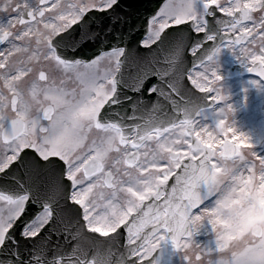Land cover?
I'll list each match as a JSON object with an SVG mask.
<instances>
[{
  "label": "snow or ice",
  "instance_id": "6c2138e0",
  "mask_svg": "<svg viewBox=\"0 0 264 264\" xmlns=\"http://www.w3.org/2000/svg\"><path fill=\"white\" fill-rule=\"evenodd\" d=\"M225 48L264 77V0H159L143 19L124 0H0V264H162L165 246L264 264V230L225 256L264 212V153L220 136L237 139Z\"/></svg>",
  "mask_w": 264,
  "mask_h": 264
},
{
  "label": "rangeland",
  "instance_id": "374dc122",
  "mask_svg": "<svg viewBox=\"0 0 264 264\" xmlns=\"http://www.w3.org/2000/svg\"><path fill=\"white\" fill-rule=\"evenodd\" d=\"M218 62L220 67L229 66L234 62L240 63L233 53L225 48L222 49L218 55ZM241 64V63H240ZM251 80L242 79L241 81H234L231 84L223 85V91L228 95L229 103H232L236 111L229 115L228 121L226 123L232 124L233 128L236 130V140L232 139V132L220 133L221 138L225 136L226 138L232 139L237 143L240 141V147L247 152L248 148L246 145H251L254 147L258 154L264 153V88L257 89L255 85L249 83ZM238 83V86L236 85ZM247 88L245 93L244 89ZM245 96L247 99L245 100ZM224 102L220 101V106H223ZM211 117V113H209ZM199 119V118H197ZM207 123L214 127L215 121L211 118L208 119ZM249 134L254 140V144L246 139H241L240 133ZM219 147V144L216 145ZM252 159L251 157H249ZM195 241L202 247L209 244L211 241L212 245L215 244V236L211 231V226L206 225L202 228L200 234L194 237ZM167 254L165 256V264H167L169 258H171V264H181L180 253L174 252L170 246H166ZM193 255V252H189ZM195 264V261H194Z\"/></svg>",
  "mask_w": 264,
  "mask_h": 264
},
{
  "label": "clouds",
  "instance_id": "9594fccd",
  "mask_svg": "<svg viewBox=\"0 0 264 264\" xmlns=\"http://www.w3.org/2000/svg\"><path fill=\"white\" fill-rule=\"evenodd\" d=\"M219 214L224 218H229L232 216L233 207L231 206L230 197L220 205ZM216 230L222 231L223 229L217 226ZM241 230L249 233V235L243 240H239L234 243L232 247L225 252L226 257L245 246L248 243V240L251 239V233L255 232L256 230H264V212H254L246 209L241 219Z\"/></svg>",
  "mask_w": 264,
  "mask_h": 264
},
{
  "label": "water",
  "instance_id": "95a60500",
  "mask_svg": "<svg viewBox=\"0 0 264 264\" xmlns=\"http://www.w3.org/2000/svg\"><path fill=\"white\" fill-rule=\"evenodd\" d=\"M124 2L126 3V4H129V2H130V0H124ZM132 5H133V3H132ZM134 6V5H133ZM136 6H139V1L136 3ZM134 8V7H133ZM138 8V7H137ZM137 8H135V9H137Z\"/></svg>",
  "mask_w": 264,
  "mask_h": 264
}]
</instances>
